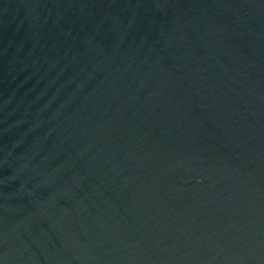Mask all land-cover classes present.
I'll list each match as a JSON object with an SVG mask.
<instances>
[{
  "label": "water",
  "instance_id": "95a60500",
  "mask_svg": "<svg viewBox=\"0 0 264 264\" xmlns=\"http://www.w3.org/2000/svg\"><path fill=\"white\" fill-rule=\"evenodd\" d=\"M0 264H264V0H0Z\"/></svg>",
  "mask_w": 264,
  "mask_h": 264
}]
</instances>
